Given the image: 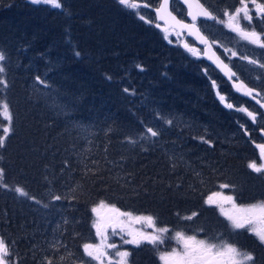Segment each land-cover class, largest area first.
<instances>
[{
  "label": "trees",
  "instance_id": "16d2710c",
  "mask_svg": "<svg viewBox=\"0 0 264 264\" xmlns=\"http://www.w3.org/2000/svg\"><path fill=\"white\" fill-rule=\"evenodd\" d=\"M231 1L235 4L240 0ZM61 3L62 8H55L34 4L32 0H0V51L6 56L3 62L5 72L2 73L4 75L0 74V80L3 78L6 81L4 86L14 90L16 95L11 99L18 100L20 106H26L32 98H39L35 103L37 111L33 114L34 117H31L33 123L30 125L32 128L38 127L40 132L42 131V139L45 141L47 139L53 145L51 150L59 157V164L60 156H66L65 160L72 166H77L84 160L91 161L89 168L73 170L77 177L75 182H78L80 190L73 191L74 186L70 185L68 179L66 184L57 186L66 198H69L71 208L99 204L102 200L127 206L121 201H124L125 197L134 198V195L133 188L120 181V177L126 175L137 178L141 185L149 183L151 191L148 193L153 206L157 209L169 207L174 198L181 204L185 198L196 197L190 196L193 193H205V188L201 185L205 178L203 181L194 178L192 173L185 170L187 166L171 169L173 163L180 160V157L166 168L165 160L169 162L173 159L164 157L160 149L155 154L149 151L146 156L144 154L136 156L134 154L136 151H131L124 141L130 139L128 137L131 134L133 136L139 132L143 135L146 132L149 115L145 111L132 109L131 101L138 93L141 96L145 95L148 103L161 114H167L169 111L178 115L182 111L179 108L180 101L176 98L177 94L173 93L176 90L173 92L166 90L173 83L162 82L160 79V70L166 71L162 68L161 61L177 59L184 78L187 77L186 73H194L196 63L193 61L185 63V59H182L179 53L178 44L166 38L165 33L157 31L154 22L138 23L135 14H125L111 0H61ZM205 5L216 12V8L209 1ZM255 26L258 32H264V25L256 22ZM134 59H140L145 63L140 69L134 67L133 71L129 65ZM24 67L32 70L28 72L31 77H39L44 83L41 84L40 81L25 83L17 79L18 76L13 73H6L9 69L21 70ZM34 69L37 74L34 73ZM166 72L170 76L169 71ZM169 79L172 80L171 76ZM125 89L128 91L125 92ZM139 106L141 107V104ZM232 116L237 118L238 113H232ZM78 121L100 125L93 137L96 141H89L88 147L84 141L77 140L76 136L61 140L64 131L68 128L72 130ZM35 133L38 132H26L25 136ZM137 136L136 134L134 137ZM184 136V142L187 144L191 139L195 140L193 135ZM216 136L214 139L205 134L196 136L199 149L207 145L213 148L217 146ZM36 139L38 136L29 138L30 141ZM157 145L158 143H155L152 147L156 148ZM240 149V146L237 147L235 152ZM20 152L21 150L17 149L15 153L20 154L16 162L0 160L4 178L16 176L18 178L21 174L27 173L30 176V179L25 181L28 187L53 171L50 164H45L41 168L38 165H29L26 154ZM160 154L162 157L158 159ZM231 159L229 160L231 167L236 168ZM117 163L119 167L114 168ZM100 164L109 165L110 169L99 167ZM193 165L194 163L189 167L192 168ZM248 165L245 167L249 168ZM191 186H194V192ZM207 191L214 192L216 189L213 186ZM4 198L5 194L0 195V202H5ZM30 210L42 212L41 206L37 204L30 206L21 203L17 206V212L20 214L17 221L19 229L26 225L33 215H37ZM127 212L133 216L145 212L154 215L158 221L162 219L151 211L132 206ZM204 212L218 213L209 206L198 212L191 220L182 218L180 231L192 235L197 232L200 239H210L209 231L195 224L205 217ZM62 233L75 239L80 237V232L71 228ZM91 234L92 226L87 236ZM150 246L145 244L137 248L127 245L121 251L128 247L127 252H131L129 257L131 264H138L139 260L143 263L156 264L157 256L152 253L157 247L151 249ZM61 259L62 256L59 255L52 259V263L58 264ZM76 261L73 264H76Z\"/></svg>",
  "mask_w": 264,
  "mask_h": 264
},
{
  "label": "bare ground",
  "instance_id": "6f19581e",
  "mask_svg": "<svg viewBox=\"0 0 264 264\" xmlns=\"http://www.w3.org/2000/svg\"><path fill=\"white\" fill-rule=\"evenodd\" d=\"M111 1H113L114 4L120 8V10L125 12V14H135L138 18V23L155 22V27L157 29L158 22L156 9L160 8V5L155 6L153 1H143V3L148 5L147 8L138 7L137 9H131L121 6L118 3V0ZM174 4H179L182 6L179 0H173L170 7V10L173 14H175L174 10H172ZM135 11L140 13L136 14ZM140 16H143L144 19H141ZM210 36L205 35V37L208 39ZM177 38H179V36L176 37V40ZM186 44L189 47L196 49L192 39H189V42ZM178 50L181 58L185 59V63H188V61H193L196 63L197 67L194 73L188 72L186 73L187 77L184 78L182 69L180 72L179 62L177 59H174L173 61L162 60V68H165L164 71H169L172 80L170 81V76H168L166 71L162 72L161 70L160 79H162V82H167L169 84L173 83L168 87V89L166 88V90H171L172 92L174 89L176 90L173 93L177 94L176 98H178L180 101L181 105L179 108L182 111L179 112L178 115L169 111L167 114H161L153 106H151V103H148L145 95L141 96L140 93H138L137 96L131 101V104L133 103L132 109L134 108L139 111H145L149 115L145 130L148 127H151L153 130L159 131V135L152 137L147 132H145L143 135H141L142 133L136 132L133 136L132 134L130 137L127 136L130 139L124 141L127 143V147H129L131 151H136L134 152L136 156L142 154L146 156L149 154V151L155 154L158 149H160L163 153L169 152V150H171L173 152V156H169V158H172L173 160L169 162L165 160L164 164L167 166L166 168H169L176 158L180 157V160H176L173 163V167H171V169H176V167H179L178 169H180L181 166H187L185 170H187L188 173H192L194 178L199 180H204L205 178L208 181L213 182V184H215L214 188L216 191L211 192L206 190L205 193H193L190 196L196 197L185 198V201H182L181 204L177 203L176 198H174V200L169 203V207H160L157 209L153 206L151 197L148 193L151 191L148 187L149 183L145 182L143 185H141L137 178H133V176L128 175L124 176V174H127L124 173L122 174L124 177H120V181H122V184L133 188L132 195H134V198L128 199L127 197H123L124 201L121 202L124 205L130 207H124L114 201L102 200L109 206L115 205V207L119 208L122 212H127L131 206L153 212L158 218L162 219L158 221L154 215L145 212H142L137 216L141 217L150 215L155 219L157 227H167L169 232L164 234V236L169 244L174 245H176V240L170 239V237L174 236L175 232L180 231L179 226L182 225L181 219L183 216H190L193 212H202L207 207L212 206L206 203L207 198L212 196L213 193L218 192L219 186L224 184L229 185V190L234 192L232 193V196L236 201L247 203L246 201L251 200L259 202H263L264 200V177L261 180L254 176V178L257 180L256 183L251 178L244 179L245 184H247V187L244 188V191L238 190V184L234 181V178L238 173L241 175L243 174L242 168H246L245 166L248 162L249 155L254 154L250 152L252 150L250 147L247 150H243L241 147V149L238 151V158L231 159V157L228 156L229 154L224 152L218 146L213 148L207 145V147H204L200 150L197 144L198 140L196 138V136L205 134L214 139L217 135L219 142H231L234 145V141H236L241 145L242 140H248L245 136V133H243L244 128L241 130V126L244 124V122H239L237 120L239 115L237 118L232 116V113H236L237 110L229 108L227 105L229 103L231 105L233 103L236 104V102L253 105V100L248 98L245 99L237 93L234 94L232 92L231 83L224 76H222L219 68L214 65V62H210L205 58V54L201 50L198 51L196 49L197 54L192 55V53L188 50V48L185 47V44L183 43L178 46ZM215 52L218 55L219 60L232 69V65L227 54L220 51ZM250 59L255 60L254 58ZM257 59L260 61L263 60L264 52L259 53ZM134 61L136 62L134 63ZM154 61L156 62V59H154ZM144 63L145 62H142L140 59H134L129 66L130 69L134 71V67H138L140 69V66H142ZM260 64L261 63L258 61L255 63V65ZM142 68L146 69L145 67H141V69ZM28 72H32V70L28 67H24L21 70L13 68L9 69V71L6 73H13L15 76H18L16 77L17 79L25 83H37L40 81V78L37 80V78L31 77ZM34 73L37 74L36 69H34ZM172 73L174 74L173 76ZM238 76H242V73L240 75H235L233 82L241 80ZM216 79L220 80V82H218L220 85H217ZM243 79L245 78L243 77ZM213 81L215 82L214 84ZM255 84L256 82H250V86H247L256 93L254 98L260 99L262 102H264V91L260 86L256 87ZM221 86L223 89L219 88ZM165 94L169 96L166 92ZM15 95L16 93L9 86L0 84V135H4L3 129L5 127H11V131L7 134V139L5 140L4 146L0 147V160L16 162L20 154L15 153L17 149H19L21 150V154H26V158L29 160V165L34 164L41 168L45 164H50L53 166V171L43 176V178H39L40 180L36 181L34 185H30L28 187L26 186V182L28 179H30V176L27 173L21 174L18 176V178L17 176L9 178H4L3 176V180L0 181V195L5 194L4 199H6V201L0 202V237H3L5 241L9 243L17 264H46V259H50L52 261V259L58 257L59 255L62 256V259L60 262H58V264H73V262L76 260V264H89L91 258L84 254L82 246L85 243H101V237L96 234L95 228V222L97 221L98 215L92 210L99 204H90L87 206H80L77 209H72L69 198H66L62 190H60V188L57 186L66 184L68 179L70 185L74 186L72 188L73 191L80 190L78 182H75V178L77 179V177L73 170L74 168H89L91 161L84 160L81 162V164L72 166L68 164L67 160H65L67 159L66 156H60L61 162L59 164V157L55 153H52L53 151L51 150L53 145L50 143V141H47V139L46 141L42 139V131L40 132L38 127L32 128L30 125V123H33L31 117H34L33 114L37 111L35 103L39 101V98H32L26 103L27 105L23 107V105H19L18 100L14 101L11 99V97ZM231 95H233V97H231ZM221 97H224V99L222 100ZM5 102H7L9 105V111L12 116L11 121L7 120L3 115L2 105ZM140 104L141 107L139 106ZM168 120H171L172 124H167L166 121ZM261 121L264 123V112L263 116L261 117ZM99 126L94 124H85L81 121H78L72 130L67 127L68 129L64 131V134L61 136V140L65 138H71V136H76L77 140L84 141L85 146L88 147L89 141H96L93 140V137L97 133ZM25 127L26 130L24 131ZM30 130L37 131L38 133L25 136L26 132H31ZM57 132L60 133L59 131ZM136 134L138 136L135 138L134 136H136ZM184 134L193 135L195 140L191 139L188 144L185 143ZM32 136H38V139L30 141L29 138ZM234 137H236V139H234ZM259 137L264 142V139L261 136ZM155 143H158V145L156 148H153L152 145ZM217 147L219 148V151L222 153L223 157L222 155H219L215 158H212L210 154L215 153ZM235 147L236 146L234 145L232 148L234 152L237 148ZM224 153H226V155ZM161 155L162 154H160L157 158H161ZM230 159L235 163L236 168L231 167L229 161ZM192 163H194L193 166L195 167L192 166V168H190L189 166ZM100 166L109 168V165L105 164H100L99 167ZM118 167L119 164L117 163V166L114 168ZM227 169L230 170L225 173V170ZM221 175L222 177H220ZM217 179L220 181L217 182ZM35 180L36 179H34V181ZM4 184H7L8 187H3ZM17 187L23 188L29 195L27 197L21 196L19 193L14 191V189ZM155 188L157 189V187ZM55 196H60L61 199L55 200ZM174 196L175 195H173V197ZM31 197H35V199H31ZM185 202L186 205H184ZM21 203H26L30 206L33 204L40 205L42 212L33 210L35 213H37V215H33V217L29 219L30 221L26 222L27 224L22 226V228L20 227L19 229L17 221L20 219V214L17 212V206ZM104 209L106 210L107 208L100 209V213H102ZM204 213L205 217L202 220V227L209 231V235H215L216 241L222 240L223 238L221 236L225 238L233 237V240L234 238L235 241L238 240L236 242V246L240 249L242 241L244 240L241 238L242 233H237L234 231V233H230V236L226 237L223 233H221L220 230L212 231V229L216 228L218 225L222 226V229L227 231V223L224 221L221 215L217 214L213 216L209 214V212ZM170 225L172 226L170 227ZM91 226L92 234L91 236H87ZM69 228L78 230V232H80V237L75 239L72 236H67L66 234L62 233ZM46 231L50 234V236L43 238V235L41 234ZM116 231L117 234L111 236L109 240L106 241V243H115L119 250H121L127 245H131L122 244L121 242L122 236L125 239H131V237L128 235V232L135 233L144 231L150 233L153 231V229L144 226H137L130 228L125 232H123L124 230ZM211 240L214 241L213 238H210V241ZM116 250L117 249L113 248L106 249L108 256L113 255ZM104 259L105 264H108L107 257ZM260 259V264H263L262 261H264V258L260 257ZM91 264H99V262L91 261ZM127 264L131 263L127 262ZM138 264L146 263H143L139 260Z\"/></svg>",
  "mask_w": 264,
  "mask_h": 264
},
{
  "label": "snow or ice",
  "instance_id": "6c2138e0",
  "mask_svg": "<svg viewBox=\"0 0 264 264\" xmlns=\"http://www.w3.org/2000/svg\"><path fill=\"white\" fill-rule=\"evenodd\" d=\"M34 4H44L49 5L55 8H62L63 5L61 0H32ZM118 3L121 6L131 9H137L138 7H147L148 5L143 3V0H118ZM249 3L252 5V8H249ZM168 0H163V4L160 8L156 9V11L161 12L167 9ZM240 7L235 8L233 12H229L228 9L223 10V14L227 16V21L220 20L217 16H214L212 12L208 11L203 7V5L197 4L199 8L198 13L189 12L188 15L192 17V23L186 24L179 20H176L174 16H171V13H168L171 16V19L175 22L176 26H179L181 29H188L189 34H193V31L196 34H199V29L196 27L195 21L197 16H203L207 19L217 20L219 23H226L227 26L232 30L237 32L242 39L249 41V43L255 44L260 48H264V32H257L253 25V13H255L257 20L264 24V3L258 2V0H240ZM191 8V4H189ZM141 19H144L143 16H140ZM164 19L163 16L160 17ZM243 19L247 22L248 27H241L240 19ZM150 22V21H149ZM159 27V25H157ZM201 43H204L211 47L209 41L200 37ZM185 47L188 48L190 52L193 54H197L196 49L189 47L185 44ZM79 55V53H76ZM232 55H236V53H232ZM242 59L249 60L250 63H257L256 60H251L248 57H241ZM211 59V57H209ZM6 60V56L4 52L0 51V73L5 72V67L3 62ZM224 67H227L226 65ZM261 68H264V64L260 65ZM231 76H235V73L230 74ZM39 80V77H37ZM41 84L44 81H40ZM215 82L213 81V84ZM0 84H6V81L0 80ZM125 92L128 89L124 90ZM246 94L252 95L253 90L247 89ZM223 100L224 97H221ZM229 108H232L233 105L228 104ZM3 115L4 117L11 121L12 116L9 111V105L7 102L3 103ZM246 111V110H245ZM248 115L255 120V116L253 113L249 112ZM167 124H172L171 120L166 121ZM11 131V127H5L3 129L4 135H0V147L4 146L5 140L7 139V134ZM146 132L150 134L152 137H156L159 135V131L153 130V128L148 127ZM261 151V156L264 157V144L258 146ZM249 168L254 170L257 173L264 172V163L257 164L256 162H250L248 165ZM4 170L0 168V181L3 180ZM3 187H8L7 184H4ZM222 188H228L229 185L224 184L221 185ZM21 196L27 197L29 194L21 187H17L14 189ZM217 198L222 201L228 202L233 205V211H225L221 208L223 215L227 218L228 221L231 222V227L234 229H244L248 226L254 225L257 220L264 222V202L250 205L246 208H237L235 205L234 197L232 195H223L220 192L213 193L212 196L207 198L206 203L209 205L216 204ZM31 199H35V197H31ZM55 200H60V196H55ZM107 208L111 215L102 217L101 219L95 222L96 234L101 237V243L92 244L85 243L82 248L84 254L91 258V261H98L99 264H105V257H108L107 248L117 249L115 255L120 259L116 262V264H127L126 258L129 256V252L120 251L118 246L115 243L108 244L106 241L108 240L107 229L111 228L112 234H117V228H121L123 230L122 225L123 221L121 217H131L132 214L130 212H122L119 208H116L115 205H107L103 201L99 203L96 208L92 210L97 213L99 216L100 209ZM179 215V214H177ZM198 213L193 212L192 215L183 217V219L191 220ZM137 220L143 221L147 224V227L153 229L152 232H128V235L131 239H125L123 236L121 237L122 244H134L139 246L141 243H148L151 245H161L164 244V234L169 232L167 227H157L155 219L152 216H141L136 217ZM249 230L254 233L259 241L264 244V228H256L254 226L250 227ZM170 239H174L177 241L179 245H182L181 248H173L169 252H165L160 255V259L164 261V264H250L253 262L255 257L250 252L241 251L239 248L234 246L233 244L221 241L219 244L212 243L204 239H197L195 235H185L183 231L175 232V235L170 237ZM0 264H17V261L14 258V253L12 252L10 245L5 241L3 237H0ZM46 264H52L50 259H46ZM108 264H112L111 258H108Z\"/></svg>",
  "mask_w": 264,
  "mask_h": 264
},
{
  "label": "rangeland",
  "instance_id": "374dc122",
  "mask_svg": "<svg viewBox=\"0 0 264 264\" xmlns=\"http://www.w3.org/2000/svg\"><path fill=\"white\" fill-rule=\"evenodd\" d=\"M143 1H153L155 6H158L161 2V0H143ZM210 2L215 8H216V15L220 20H224L227 21V16H225L223 14V10L224 9H228L229 12H233L235 8L240 7V1L233 4L232 1L229 2V0H202V2L204 4H206L207 2ZM258 2H260L258 0ZM260 3H264V2H260ZM249 8H252V5L249 3ZM172 10H174L175 14L179 17V19L183 20L185 19L186 16V11L185 9H183V7L181 5H176L174 4ZM135 13H140L138 11H135ZM258 22L260 25L261 23L257 20L255 13H253V25L256 29L255 23ZM155 24V22H154ZM240 25L241 27H245L247 28V22L244 21L242 18L240 19ZM264 25V24H262ZM203 29L207 28V31H209L212 35H213V40L218 48V50L220 52L226 53L228 56V59L230 61V63L234 66L237 67L238 72L241 74L242 76L245 78L243 80H247V82H251V83H255V86L258 87L260 86L263 91H264V68H261L260 65L264 64V59L263 60H258V54L264 52V48H260L259 46L249 43V41L244 40L241 38V36L235 32L232 31L226 23H219L216 22L213 25H207V24H203L202 25ZM258 32V31H257ZM165 37L168 38L171 42H174L175 44L180 45L181 43L186 44L188 41H180L178 38L176 40L177 34L173 33V32H168L165 33ZM262 39H264V36H262ZM193 55V52H191ZM232 53H236V55H232ZM195 56V55H194ZM248 57L250 58H254L256 61L260 62V65H255L253 63H250L249 60L246 59H242L241 57ZM217 85H220V80L216 79ZM220 89H223L222 86L219 87ZM230 104V103H229ZM233 105V109L237 110L239 117L237 118V120L239 122H244V124L241 126V130H243L244 128V132L245 136L248 140H242L241 145L239 143H237L236 141H234V145L236 147H242L243 150H247L249 147L252 149L250 152L254 153L253 155H249V159L247 164H249L250 162H256L258 165L261 163H264V157L261 156V151L260 148L258 147L259 145L264 144V142L262 141V139L259 137V131L261 129H264V123L263 121H261V117L263 116V113L260 109H257L254 105L252 104H245V103H240V102H236V104H232ZM246 110V111H245ZM251 112L253 113V115L255 116V120H253L248 113ZM242 132V131H241ZM216 138L218 139V137L216 136ZM234 139H236V137H234ZM224 142V143H223ZM217 142V146L219 148H221L224 152H227L229 155V157L232 158H238L239 153L234 152L232 150L233 148V144L231 142ZM216 147V145H215ZM217 147V150L215 151V153L210 154L212 158H215L219 155H222V153L219 151V148ZM235 147V148H236ZM226 155V153H224ZM242 154V153H241ZM169 156H173V152L171 150H169V152L164 153V157L169 158ZM223 157V155H222ZM225 157V156H224ZM243 169V174L241 175L240 173L237 174V176L234 178V181L238 184V190L240 191H244V188L247 187V184H245L244 179H253L256 183V179L254 178L257 177L259 179H263L264 177V172L261 173H257L254 170H252L251 168H242ZM230 169L225 170L227 173V171ZM217 173V172H216ZM215 173V174H216ZM217 177V176H216ZM215 177V178H216ZM222 177V175L220 176ZM203 181V180H202ZM220 181L219 179H217V182ZM202 187L205 188V191L210 189L211 187H213L215 184H210V181L208 180H204L202 182ZM170 190V187H168ZM220 193H222L223 195H232V193H234L233 191L231 192L228 188H222V187H218ZM191 190L192 192L195 191L194 186H191ZM190 193V192H189ZM235 201V205L237 208H246L250 205L253 204H258L261 203L259 201H255V200H251V201H246L247 203H243L242 201ZM264 202V200H263ZM213 207H215L217 210L216 212H218V215H221V217L224 219V221H226V226H227V231L222 229V226L218 225L216 228L212 229V231H218L220 230L221 233H223L226 237L230 236V233H234V231H236L237 233H242L241 234V238H243L244 240L242 241V245L240 250L244 251V252H250L253 254V256L255 257L254 260V264H260L261 259H257L258 257H263L264 258V244H262L258 237L252 233L249 228L254 226L256 228H264V222H261L260 220H257L254 225L252 226H248L244 229H234L231 227V222L227 220V218L223 215L221 208H223L225 211H233V205L220 200L219 198H217V203L216 204H212ZM209 214L215 216L217 215L216 213L213 212H209ZM111 215V213H109L108 209H104V211H102V213L99 214L97 220L101 219L102 217ZM136 217L138 216H131V217H121V220L123 221V232H125L126 230L133 228V227H137V226H144L147 227V224L143 221H139L136 219ZM203 220V219H202ZM202 220L200 222H196L195 224L197 225H201L202 226ZM117 230H121V228H117ZM43 238L49 237L50 234L46 231L43 234ZM107 235H108V240L111 236H113L112 234V230L111 228L107 229ZM185 235H192V234H186ZM122 236V235H121ZM195 236L197 237V239L199 238V234H197V232L195 233ZM210 238H213L214 241H210V239H207V241L212 242V243H217L219 244L220 241H224L226 240L227 243L233 244L234 246H236V242L238 240L235 241L232 239L233 237H223L221 236L223 239L222 240H215V235H209ZM107 240V241H108ZM164 244L161 245H151L148 243H141V244H148V246H150L151 249H154L155 247H157V249H154L155 252L152 253L153 255L157 256V262L156 264H164V261H162L160 259V255L165 253V252H169L171 251L173 248H181L182 245H179L177 243V241L175 242L176 245L174 244H169V242L166 240L165 236H164ZM168 244H167V243ZM250 246V247H249ZM133 247H137V245L133 244ZM237 247V246H236ZM243 248V249H242ZM121 251V250H120ZM125 251H129L128 247ZM113 255H115V253H113ZM110 255L107 257L111 258L112 264H116V262L120 259L118 256H114ZM264 264V261H262ZM146 264H148V262H146ZM250 264H253V262H250Z\"/></svg>",
  "mask_w": 264,
  "mask_h": 264
},
{
  "label": "water",
  "instance_id": "95a60500",
  "mask_svg": "<svg viewBox=\"0 0 264 264\" xmlns=\"http://www.w3.org/2000/svg\"><path fill=\"white\" fill-rule=\"evenodd\" d=\"M172 1L173 0H168L167 9L165 11H161V12L156 11L157 22L159 25V27H157V29L162 33L169 31V30L177 31V32H179V34L182 37L186 34L188 38H190L194 41V43H196L198 46L203 48L205 58L207 60H209L210 62H214V65H216L219 68L222 76H224L231 83L233 92L239 94L240 96H242L245 99L248 98V99L253 100L254 104L264 112V102H262L260 99L254 98V95H256V93L253 91L252 95L246 94L247 89H250L247 86V84H245L243 81L233 82V78L235 76H231V78H230V74L235 73V71H233L228 65H226L227 67H224L225 64L219 60L218 55L216 54L212 43L208 40V38L205 37L204 33L200 30L199 27L196 26L199 29V34H196L194 31H193V34H189L188 29H181L179 26L175 25V22L171 19V16H174L176 18V20H179V21H181V20L175 14H173L172 11L170 10ZM179 1L182 4V6L188 10V13L189 12L198 13L199 8L197 7V4L202 5V3L199 0H179ZM162 4H163V0L160 4V7ZM189 4H191V8L189 7ZM141 7H143V6H141ZM147 7H143V8H147ZM168 13H171V16H169ZM161 16H163L164 19H161L160 18ZM187 17H188L187 20L190 22H183V21H181V22L186 23V24H191L193 22L192 17L190 15H187ZM200 20L215 21V20L207 19L206 17L198 15L197 19L195 21V24H197L198 21H200ZM200 37L206 38L209 41V43L211 44V47H209L208 45H206L204 43H201ZM209 57H211V59H209ZM235 75H236V73H235ZM260 136L264 139V130H260Z\"/></svg>",
  "mask_w": 264,
  "mask_h": 264
},
{
  "label": "flooded vegetation",
  "instance_id": "af4514ba",
  "mask_svg": "<svg viewBox=\"0 0 264 264\" xmlns=\"http://www.w3.org/2000/svg\"><path fill=\"white\" fill-rule=\"evenodd\" d=\"M176 5H178L179 6V4H176ZM186 11V10H185ZM187 11H186V16H185V19H183V20H186V19H188V17H187ZM235 68V70H236V72L240 75V73L238 72V70H237V67L235 66L234 67ZM240 79L241 80H243V76H240ZM243 81H245V80H243ZM248 85L250 84L249 82H247V80L245 81ZM250 86V85H249Z\"/></svg>",
  "mask_w": 264,
  "mask_h": 264
}]
</instances>
